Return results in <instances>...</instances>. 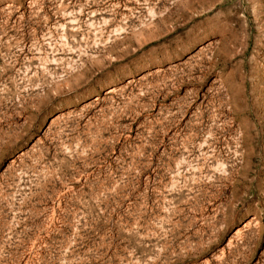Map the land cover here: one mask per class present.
<instances>
[{
	"label": "rangeland",
	"instance_id": "obj_1",
	"mask_svg": "<svg viewBox=\"0 0 264 264\" xmlns=\"http://www.w3.org/2000/svg\"><path fill=\"white\" fill-rule=\"evenodd\" d=\"M0 264H264V0H0Z\"/></svg>",
	"mask_w": 264,
	"mask_h": 264
}]
</instances>
